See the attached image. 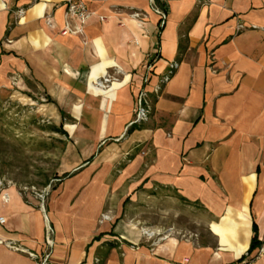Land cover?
<instances>
[{
	"label": "crops",
	"instance_id": "1",
	"mask_svg": "<svg viewBox=\"0 0 264 264\" xmlns=\"http://www.w3.org/2000/svg\"><path fill=\"white\" fill-rule=\"evenodd\" d=\"M67 1L0 0L4 85L12 73L38 84L68 138L45 212L37 194L0 188V264H35L46 217L49 264L237 262L264 241V0H164V22L150 0H85V34L62 35ZM175 62L132 125L138 93ZM138 200L191 207L204 233L147 229L128 216Z\"/></svg>",
	"mask_w": 264,
	"mask_h": 264
},
{
	"label": "rangeland",
	"instance_id": "2",
	"mask_svg": "<svg viewBox=\"0 0 264 264\" xmlns=\"http://www.w3.org/2000/svg\"><path fill=\"white\" fill-rule=\"evenodd\" d=\"M9 78L8 85L0 86V180L23 192L36 194L48 187L52 191L63 175L60 164L68 138L51 129L60 127L59 121L48 112L49 102L39 85L26 78L22 81L15 73ZM128 209V216L147 229L162 224L165 229L174 226L181 234L204 233L199 217L185 205L164 202L158 209L149 200H138L130 201Z\"/></svg>",
	"mask_w": 264,
	"mask_h": 264
},
{
	"label": "built area",
	"instance_id": "3",
	"mask_svg": "<svg viewBox=\"0 0 264 264\" xmlns=\"http://www.w3.org/2000/svg\"><path fill=\"white\" fill-rule=\"evenodd\" d=\"M150 3L154 6L156 12L158 13L160 17V21L164 22L167 18V12L160 7L156 5L155 0H150ZM24 10H20L19 14H22ZM95 15V12L92 11L88 5V3L85 0H68L66 2V11H65V26L61 30L62 35H84L86 26L88 22L92 19V17ZM133 17L138 18L141 20L143 17V14L140 12H134ZM101 21L106 20L105 15H99L98 16ZM48 23H50V15H47L46 17ZM141 21H139L140 23ZM141 25V23H140ZM178 66V62L173 63L170 66L169 71L162 76L158 83L152 87V90L149 91L148 89L144 88L141 90L137 95L136 105H135V111L136 116L134 121L132 122V125H138L145 121H148L150 118V115L153 110V102L150 98V92L154 94H159L162 86L164 83H166L174 74L176 68ZM155 65H149L148 66V75L145 78V82H149L150 76L152 71L155 69ZM117 78L115 75L108 74L103 79L97 81V86L105 89L111 85L113 81H115ZM9 182H5L3 180H0V188L3 189L6 187V184ZM51 192V188H47L46 191L38 192L36 193L38 197L42 199V211L45 212V196ZM2 198L4 201H9L10 197L7 192L2 193ZM109 216L107 214H103V219L108 218ZM5 219L3 217H0V222H4ZM144 233L147 236H151L153 232L146 230ZM54 236H55V228L52 225L51 221L46 217V227H45V237L42 243V253L38 254L33 251H29V255L35 260V264H49L51 260L52 255V247L54 245ZM10 247L22 250L21 247L8 244ZM264 255V241H258L254 248L247 250L243 256L235 263L233 264H259V260Z\"/></svg>",
	"mask_w": 264,
	"mask_h": 264
},
{
	"label": "trees",
	"instance_id": "4",
	"mask_svg": "<svg viewBox=\"0 0 264 264\" xmlns=\"http://www.w3.org/2000/svg\"><path fill=\"white\" fill-rule=\"evenodd\" d=\"M156 1V5L158 6V7H160L161 9H163V10H165L166 12H167V7L165 6V2H164V0H155ZM51 129L53 130V131H56V132H59V133H61V134H63V135H65L66 136V131L63 129V128H61V127H58V126H52L51 127ZM182 200H184V201H186L187 203H192V201H190V200H188V199H186L185 197H180ZM257 243V241L255 240V237H254V242H253V245L254 244H256Z\"/></svg>",
	"mask_w": 264,
	"mask_h": 264
},
{
	"label": "bare ground",
	"instance_id": "5",
	"mask_svg": "<svg viewBox=\"0 0 264 264\" xmlns=\"http://www.w3.org/2000/svg\"><path fill=\"white\" fill-rule=\"evenodd\" d=\"M7 83V80L4 79L2 76H1V73H0V85H4Z\"/></svg>",
	"mask_w": 264,
	"mask_h": 264
}]
</instances>
